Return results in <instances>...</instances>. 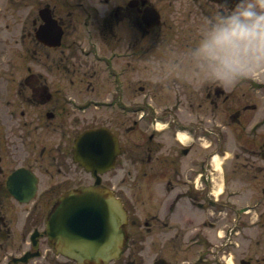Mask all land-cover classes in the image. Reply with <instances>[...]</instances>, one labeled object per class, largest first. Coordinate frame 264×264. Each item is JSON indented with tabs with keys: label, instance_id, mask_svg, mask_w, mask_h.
<instances>
[{
	"label": "flooded vegetation",
	"instance_id": "obj_1",
	"mask_svg": "<svg viewBox=\"0 0 264 264\" xmlns=\"http://www.w3.org/2000/svg\"><path fill=\"white\" fill-rule=\"evenodd\" d=\"M262 1L38 0L35 14L19 23L20 40H15L19 48L14 50L19 65H14L12 55V60L8 59L7 49L2 46L8 34L0 33V264H77L48 241L45 228L48 215L63 198L92 186L111 190L112 196L125 207H134V199L125 198L124 170L128 163L148 170L147 183L152 179L157 183H151L152 211L144 228L149 233L164 234L161 239L165 245L161 249L165 248L170 258L176 255L173 248L182 247L189 255L194 253L195 259L187 264H210V256L215 264H229L227 256H232V249L239 247L236 237L240 230L231 226L229 244L224 242L226 246L222 248L204 234L198 223L191 226L203 213L211 216L210 210L216 205L208 200L209 206L205 205L204 197H210L203 191L204 186L200 187L201 181L208 178L205 170L209 165V158L206 159L201 149L202 140L207 127L216 131L211 126L215 114H197L187 120L179 115L178 106L186 101L188 108L200 109L207 102L211 111H215L221 103L229 108L224 114L238 121L239 109L243 115L251 107L237 105L232 97L228 99L221 78L229 79V92L244 90L259 95L264 105L262 78L251 72L237 80L238 74L231 65H226L219 51L199 49L216 46L210 31L222 26L230 30L235 27L238 31L246 26L247 30L258 32L263 41ZM177 4L182 6L181 17L186 28L173 47L160 49L167 40L165 27L170 24L171 29L168 21ZM204 17L209 20L207 34H193L190 25L194 23L197 25L194 29L204 31L201 26ZM7 27L2 30L8 31ZM194 35L198 39H191ZM141 38L148 39L150 50L146 39ZM178 46L182 49H176ZM146 52L151 60L159 62L147 67L175 74L171 84L177 87L180 96L175 106L158 105L150 92L142 100L126 96L122 77L128 69L141 71L140 58ZM169 56L175 58L169 60ZM191 68V80L200 81L198 88L182 75ZM77 74L81 77L77 78ZM108 80L115 90L109 92ZM180 91L186 98H182ZM113 111L115 120L108 116ZM125 118L131 122L127 131L132 133L123 141ZM98 129L113 139L107 141L105 154L111 147L115 157L112 171L100 174L95 184L92 173L77 159V142L83 132ZM182 130L189 138L187 144L179 138ZM91 142L89 137L86 144ZM93 147L87 150L88 156H92ZM248 153L263 159L262 143L258 150ZM181 156L186 158L188 167L183 166ZM85 160L92 168V160ZM255 168L262 170L263 166ZM132 180L134 191L138 192L137 177ZM78 196L81 194H74V199ZM132 224L139 234L141 225L136 220ZM160 224L168 227L166 233ZM129 244L124 252L130 249ZM131 244L135 251L143 245ZM216 248V253L220 252L218 256L213 252ZM135 251L128 253L125 260L122 256L118 263L137 264L132 259ZM35 253L39 255L32 257ZM158 259L170 264L164 256L154 261ZM240 263L252 264V261L241 259ZM253 264H264V260Z\"/></svg>",
	"mask_w": 264,
	"mask_h": 264
},
{
	"label": "rangeland",
	"instance_id": "obj_2",
	"mask_svg": "<svg viewBox=\"0 0 264 264\" xmlns=\"http://www.w3.org/2000/svg\"><path fill=\"white\" fill-rule=\"evenodd\" d=\"M37 3L38 0H0V33H4V35L8 34L6 38L7 41H5L2 46H4L5 49L9 51L8 52L7 50H5L8 59L12 60L11 55L14 57V65H19V57L14 54V50L19 48V42H15L16 39L20 40L19 33L21 32L22 26H20L19 23L27 20L30 14H35V11H37L36 9L38 7ZM263 3L264 1H262V4ZM181 9L182 6L178 4L174 7L175 12H173V14L171 15L172 19L168 21V23L171 22V29L170 24L165 27L166 37L164 38H167V40L163 42V45L160 49L166 50L171 46L173 47L176 44L175 39L184 33V28H186V25L182 21L181 14L183 10ZM208 21L209 20L205 17L202 19L201 26H203L204 28H201L204 31H201L199 28L194 29L197 28L196 23H194L193 26L190 25V27H192L193 29V34H195L196 32H202L203 34L205 32L207 34ZM5 25L8 26L6 28L9 29L8 31L2 30ZM241 27L242 28H240L239 31L236 30L235 27L230 30V28H228L227 26H222L219 30L215 29V31H210V33L215 36L214 38L216 39V46H214L213 48L200 46L199 49H212L214 51H219L221 56H223V59L227 61L226 65H231L233 67V70L238 74L239 77L237 78V80L241 78L242 75L252 72V74H256L255 76H257L259 79L262 78V81H264V40H260L258 32H253L252 30L249 31L246 29V26L245 29L244 26ZM195 38L198 39L195 35L191 39L195 40ZM143 39H146L147 49L150 50L151 47H149L148 39L141 38V40ZM144 44L145 43H141V46H144ZM191 45L193 44L191 43ZM189 47L187 49H189ZM176 49L181 50L182 48H179L178 46ZM157 50L160 51L159 49ZM169 57V60L175 58V56ZM29 64L32 63L29 62ZM140 65L143 67L141 68L140 72H132L130 71V69H128L122 77L124 81L126 96L128 98L136 97L137 99L142 100L146 95L152 93V96L155 97L158 105L168 104L170 106H175L176 98L179 96V94L176 93V91L178 90L177 87H175L174 84H171V82L174 81L173 79L175 77V74L169 70L165 71L164 69L159 70L158 68L147 67L148 65H159L157 59L151 60V58L149 57V52H146V54L142 53V56L140 58ZM192 72L193 69L191 68L189 69V72H185L182 75L192 81L193 85L198 88V83L200 81L191 80V77L193 75ZM80 77L81 75L77 74V78ZM101 77L103 78V74H101ZM221 79V84L224 85V91L225 94L228 95V99L232 97L236 99L237 105L247 104L249 107H251L249 110L243 112L241 119L243 124L241 128L231 127V124L228 123L230 120V116L224 114L225 111L228 112L229 108H227L225 104L221 105V103L215 111H211L207 102L204 103L202 108L193 109V107L188 108L187 106L189 105H187L186 101H184V104L178 106L180 107L179 115L184 116L187 120H191L197 114L212 115L211 113L213 112L215 114L213 118L214 121L211 123V126L218 132L220 139L219 143L214 144L216 146L212 145L209 148V152L218 148L226 151L228 154L227 158L221 159V171L223 170V173L217 172L218 175L216 176L218 180L221 181L219 182L221 183L222 187L221 189H219V183L215 185V194H218L219 191H223L222 196L228 198L227 196L231 195L230 192L234 191L238 196L234 195L232 196V199L236 201L238 200L237 202L239 204L237 203V205L246 204L248 202H254L253 204H255V202L259 200V207L256 210H252L250 211V214L243 215L241 218H238L240 228L242 227L236 237L239 247L235 250L232 249V256H227L228 262H235L234 264H241V259H250L253 264L254 261L264 260V159H261L260 156L256 155H253L252 157L250 153H248V150H258L259 146H261V143L264 140V130L258 132L253 139L249 135V133L246 132V126L254 118H256V116L259 118L264 117L261 115L264 114V105L262 104L259 95H251L250 93H245L244 90H238L235 92L233 90L229 92V79ZM103 83L106 82L104 81ZM102 86H105V84H102ZM112 88L113 90H115L114 87L110 85V80H108L109 92L112 91ZM188 88L191 89L190 86H188ZM101 91L104 92V89H102ZM180 93L182 95V98H186L185 94L182 91H180ZM108 116L110 119L115 120V111L108 112ZM127 118L130 119V117ZM127 118H125V134L124 136H122L123 141L131 137L132 133L127 131V127L131 126V122L129 123L127 121ZM219 123L224 124L228 128L221 129ZM209 128L211 129V127ZM205 144L207 145L208 142L205 141ZM245 149L248 150L244 151ZM161 153L164 154L165 151H162ZM221 153L224 154L223 152ZM235 156L236 158H234ZM181 160L183 162V166L188 167L186 158L184 156H181ZM252 163L254 164L253 166ZM216 164L218 163L216 162L215 165ZM218 165H220V163ZM256 165L263 166L262 170H257L255 168ZM138 167L139 166L134 167L133 165L128 163L127 168L124 170V176L127 195L128 197H130L131 201L132 198L134 199V207L127 206L130 214L128 223V231L131 237L130 240L131 243L141 242L143 243V245L140 246V250L137 249L135 251L133 245L130 243V249H127V251L125 252L126 254L123 255L122 259L125 260L128 253H132L133 251H135L132 259H135V262L137 264H152L155 258L163 256L166 257L170 264H187L188 261L192 262L195 259L194 253L191 254V256L187 253V250L182 247H179L178 249L173 248L174 252H176V255L173 256L174 258H170V256H168L167 254L169 252L166 251L165 248L161 249L165 245L163 242L164 240L161 239L164 234L160 231H157L155 233L153 231L152 233H149L144 228V222L145 220H149V213L150 211H152L151 206L153 202H151V191L154 187H152L151 183H157L154 179H152L150 183H147V181H149L148 178H150L148 175V170ZM160 169L166 171L165 167H160ZM114 172H116V170ZM134 177H137V181L140 187L138 192L137 190L135 191L136 196L134 193V185L132 180ZM215 180L218 181L217 179ZM252 180L257 181V183L255 182V186H252V184L254 183L252 182ZM254 187L256 191L254 190ZM231 217H234V214L229 212L220 214L219 216H210L206 213H203V217H200L198 221L194 220L193 222H191V226L192 223H198L200 228H202L204 234L212 242L220 244V242H228V235L226 237H222L221 240H219L218 235L223 236L222 231L227 230L228 226H230ZM214 218L216 219V222ZM133 220H136V222L141 225L139 234L136 233V226L132 224ZM158 226H160L161 229L166 233L168 227L164 228L163 224H160ZM217 250L218 248L213 251L215 256H218L220 254V252L216 253ZM210 258V264H215L213 263L212 256H210ZM111 264L119 263L115 262Z\"/></svg>",
	"mask_w": 264,
	"mask_h": 264
},
{
	"label": "water",
	"instance_id": "obj_3",
	"mask_svg": "<svg viewBox=\"0 0 264 264\" xmlns=\"http://www.w3.org/2000/svg\"><path fill=\"white\" fill-rule=\"evenodd\" d=\"M87 134L92 137V142L84 143L87 137L84 135L80 141L82 142L80 148L90 150L94 146V153L104 155L109 141L107 135L97 132ZM83 193L86 196L77 200L80 207L72 209V202L69 203L71 208L64 213L65 219L58 217V213L52 214L48 221V235L52 241L56 240L65 255L81 262L105 264L111 259L118 258L126 242V213L112 200L103 198L101 191L94 189Z\"/></svg>",
	"mask_w": 264,
	"mask_h": 264
},
{
	"label": "bare ground",
	"instance_id": "obj_4",
	"mask_svg": "<svg viewBox=\"0 0 264 264\" xmlns=\"http://www.w3.org/2000/svg\"><path fill=\"white\" fill-rule=\"evenodd\" d=\"M179 138H180V140L183 141V142L187 141V137H185V136H183V137H179ZM215 159H217V158H215ZM216 165H217V168L220 169V166H219L218 164H216Z\"/></svg>",
	"mask_w": 264,
	"mask_h": 264
}]
</instances>
